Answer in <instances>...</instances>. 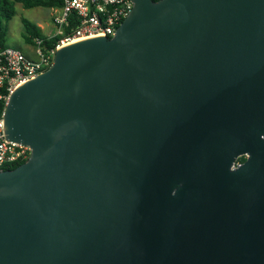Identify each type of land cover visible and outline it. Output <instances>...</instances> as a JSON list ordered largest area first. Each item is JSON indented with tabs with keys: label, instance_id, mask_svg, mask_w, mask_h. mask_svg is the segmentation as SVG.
Returning <instances> with one entry per match:
<instances>
[{
	"label": "water",
	"instance_id": "95a60500",
	"mask_svg": "<svg viewBox=\"0 0 264 264\" xmlns=\"http://www.w3.org/2000/svg\"><path fill=\"white\" fill-rule=\"evenodd\" d=\"M131 1L5 104L0 264H264V0Z\"/></svg>",
	"mask_w": 264,
	"mask_h": 264
},
{
	"label": "built area",
	"instance_id": "2783aa9c",
	"mask_svg": "<svg viewBox=\"0 0 264 264\" xmlns=\"http://www.w3.org/2000/svg\"><path fill=\"white\" fill-rule=\"evenodd\" d=\"M133 3L131 0H63L59 8H51V22L58 36L51 48H43L35 39L36 58L27 57L21 50L5 46L0 49V170L26 161L31 153L28 145L8 141L4 137L3 112L12 91L25 81L51 66L55 50L68 43L95 36L112 37ZM236 162L232 167L237 166Z\"/></svg>",
	"mask_w": 264,
	"mask_h": 264
},
{
	"label": "rangeland",
	"instance_id": "374dc122",
	"mask_svg": "<svg viewBox=\"0 0 264 264\" xmlns=\"http://www.w3.org/2000/svg\"><path fill=\"white\" fill-rule=\"evenodd\" d=\"M14 15L6 21L5 44L21 50L27 57L36 58L35 49L32 44L24 39V27L22 20L26 19L36 24L45 36H50L54 31L51 17L52 9L44 7L24 8L20 3L12 5Z\"/></svg>",
	"mask_w": 264,
	"mask_h": 264
},
{
	"label": "trees",
	"instance_id": "16d2710c",
	"mask_svg": "<svg viewBox=\"0 0 264 264\" xmlns=\"http://www.w3.org/2000/svg\"><path fill=\"white\" fill-rule=\"evenodd\" d=\"M18 2L24 8L44 7V8H59L63 4V0H0V49L5 47L6 21L14 15L13 3ZM25 30L24 39L27 43L34 44L35 39L41 41L43 48H51L58 41V36H45L40 28L29 20H22ZM3 109V104H0V114ZM244 160L243 156L237 158V162L241 163ZM20 163H15L5 167L4 169L14 168Z\"/></svg>",
	"mask_w": 264,
	"mask_h": 264
},
{
	"label": "flooded vegetation",
	"instance_id": "af4514ba",
	"mask_svg": "<svg viewBox=\"0 0 264 264\" xmlns=\"http://www.w3.org/2000/svg\"><path fill=\"white\" fill-rule=\"evenodd\" d=\"M243 157H244V160H245L246 157H245V156H243ZM244 160H243V161H244ZM243 161H242V162H243Z\"/></svg>",
	"mask_w": 264,
	"mask_h": 264
}]
</instances>
